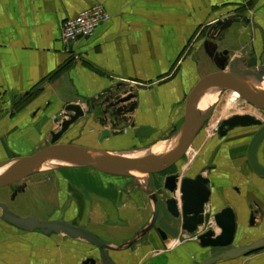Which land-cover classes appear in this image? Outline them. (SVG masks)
<instances>
[{
  "label": "crops",
  "instance_id": "obj_1",
  "mask_svg": "<svg viewBox=\"0 0 264 264\" xmlns=\"http://www.w3.org/2000/svg\"><path fill=\"white\" fill-rule=\"evenodd\" d=\"M96 3L108 18L90 37L65 47L63 22ZM223 51L239 68L264 65V0H0V165L42 148L70 104L85 112L71 133L88 125L86 136L109 151L164 140L183 129L194 85L224 69ZM105 130L111 134L101 139ZM191 148L183 170L209 179L206 210L229 206L244 225L228 248L264 238V118L222 137L204 126ZM76 176L79 183L58 174L44 194L55 199L59 220L104 240L102 252L114 264H196L228 249L201 248L167 212L164 197L152 228L154 200L142 186L127 189L124 178L109 174ZM153 180L147 186L157 189L163 179ZM23 183L19 187L35 184ZM87 258L103 264L100 250L84 238L23 231L0 218V264H81ZM214 264H264V247Z\"/></svg>",
  "mask_w": 264,
  "mask_h": 264
},
{
  "label": "water",
  "instance_id": "obj_2",
  "mask_svg": "<svg viewBox=\"0 0 264 264\" xmlns=\"http://www.w3.org/2000/svg\"><path fill=\"white\" fill-rule=\"evenodd\" d=\"M223 70L210 73L202 77L190 91L185 104V117L183 123V137L176 148L162 156H147L132 159L99 158L94 153H102L73 143H59V139L67 132L69 127L84 115L83 109L78 104H70L65 107V118L59 124V130L51 133L50 144L35 153L23 157L14 162L8 169L0 173V188L17 183L35 171L36 167L47 158H58L72 161L81 166H89L95 170L120 177L134 176L135 172H151L165 169L176 163L192 145L196 135L203 124L210 118L215 104H211L201 113L197 109V102L204 90L216 86H223L238 93L245 102L254 105L264 111V94L247 89L240 81L241 76L254 77L259 83L264 81V65L260 66L262 72H255L239 68V60L233 59L228 62L227 52H223ZM225 67L228 70H225ZM130 99H117L114 103L119 104ZM133 107L128 111H132ZM261 121L249 114H235L224 119L217 128L219 136H225L234 127H247L259 125ZM111 133L105 130L101 139ZM209 179L202 174L194 177L180 178L178 175H168L164 180V188L173 194L165 200L167 212L171 217L180 219L181 229L189 235H195L201 248H228L232 246L235 232V214L231 207L222 208L219 212L211 213L206 210L211 196ZM0 218L15 228L23 231L38 230L45 235L64 233L70 238H84L87 242L95 245L100 250V259L103 264H114L108 255L102 252L106 242L81 226H75L68 221L54 220L41 221L37 218L26 216L19 217L12 213L9 208L0 202ZM158 203L154 200V213L150 226L155 223ZM250 225L254 224V214L250 215ZM205 227L199 232L200 227ZM219 229L216 233L215 229ZM162 239L167 236L163 230L157 228ZM264 247V238L247 245L225 249L221 253L211 256L196 264H214L218 261H226L243 256L253 250ZM93 258L85 259L81 264H95Z\"/></svg>",
  "mask_w": 264,
  "mask_h": 264
},
{
  "label": "rangeland",
  "instance_id": "obj_3",
  "mask_svg": "<svg viewBox=\"0 0 264 264\" xmlns=\"http://www.w3.org/2000/svg\"><path fill=\"white\" fill-rule=\"evenodd\" d=\"M241 67H243L241 69L246 68L248 70H252L258 73L260 72V68L257 66L247 67L246 65L241 64ZM210 69H214L213 66H211ZM211 71H214V70H211ZM217 90L218 91L213 96H211L213 92L208 91L207 95L203 97L201 104H200V109H202L201 106H203L205 110L211 104H215V108L210 118L207 120L206 124L204 125L210 132L217 131L219 124L224 119L229 118L235 114H238V115L249 114L256 119H259L262 122V119L264 118L263 110L261 111L257 109L254 105H251L250 103L245 102L240 97L233 99L232 90L228 88L223 87L220 89L218 87ZM204 92L205 90L203 91V93ZM203 93L201 94V96L203 95ZM74 124L75 123H73L69 127L67 132H65L62 135V137L59 139L58 142L59 143H73L76 145H81L84 147H88L90 149L98 150L100 152L102 151V153L105 155L109 154V155L118 156L120 153L131 152V151L143 153L145 151H149L152 146L157 145V146L163 147L164 145L172 143L177 139L178 136H180L179 131H178V132H172L171 134H168V136L163 138L164 140L154 142V143H150L147 141L140 142V143L139 142L135 143V141L131 143L128 142L129 145H132L130 148L115 152V151L107 150V147H105L104 144L100 143V141H97L96 143H92L91 137L86 136V133L89 132L88 125L86 127H79L78 133L76 134L71 133L72 131L71 127ZM116 127H119V126H110V129L113 130V128H116ZM59 128L60 127H58L56 131H58ZM50 139H51V136L49 137L48 142L42 148H45L50 144ZM128 144H126L127 147L129 146ZM88 145H92V146H88ZM118 147L120 148L123 146L122 144H120L119 146H113V148H118ZM189 149L180 158V162L182 165L185 162L189 161V159L194 154L193 151L191 150L192 148L190 150ZM65 161L67 162L63 164H59L50 169L37 170L31 175H29L28 177H26L25 179L17 183H14V184H11L5 187H1L0 188V202L4 203L12 213H14L15 215L19 217L20 216L21 217L30 216V217L37 218L41 221L59 220L61 218V213L57 212L58 206L56 204L55 199L52 198L51 196H48V199H47L45 196L46 194H44L46 191H49L56 184V176L58 174L64 175L65 177L70 179V181L74 180L76 183L80 182V179L79 177L76 176V174L79 175L81 172H87V173L93 172V173L98 174L99 177L107 175V174L104 175L102 172H99L92 167L81 166V165H78L68 160H65ZM13 163H14L13 161L12 162L9 161L6 164L0 165V173L8 169V167H10ZM171 166H173V168H171ZM171 166L165 169H161V170H156V171H151V172H141L138 175L127 176V177H122V178H124L125 181L127 182V186H126L127 189L139 190V187L142 186L145 192H150V190H152L153 187L151 186V184L147 186L148 179H149L148 182L150 183H151V180H153L154 178H157L159 180L163 179L165 176H168L167 174L170 173L169 171H172L175 168V165H171ZM25 180L28 182H34L35 184L29 185V186L27 185L21 189H18L20 188L19 186H22L24 184L23 182H25ZM0 213H1V210H0ZM158 213L159 212L157 211V215L155 219V226L157 225V219H159ZM243 227H244L243 224L236 222L235 238H234L232 245H234L241 238L239 236V232H241ZM204 230H205V227H204Z\"/></svg>",
  "mask_w": 264,
  "mask_h": 264
},
{
  "label": "bare ground",
  "instance_id": "obj_4",
  "mask_svg": "<svg viewBox=\"0 0 264 264\" xmlns=\"http://www.w3.org/2000/svg\"><path fill=\"white\" fill-rule=\"evenodd\" d=\"M240 81L241 83L249 90L253 91V92H257V93H260V94H264V81L262 83H259L254 77H249V76H241L240 77ZM223 88V86H216V87H212V88H208L205 90V92L203 93V95L198 99V102H197V109L203 113L204 112V108L203 106H201L202 109H200V104H201V101L203 99V97L205 95H207V92L208 91H211L213 92V95L216 94V92L218 91L217 88ZM232 94H233V99H236L239 97L238 93L235 92V91H232ZM232 100V99H231ZM179 135L177 137V139L172 142V143H169L167 145H164L163 147L161 146H152L150 148L149 151H145V152H132L130 154H119L118 156L117 155H105L103 153H94L95 156L99 157V158H121V159H132V158H140V157H147V156H162V155H165V154H168L170 153L171 151H173L176 146L179 144V142L182 140V137H183V129H181L179 131ZM160 147V148H159ZM67 161L63 160V159H58V158H47L45 161H43L41 164H39L36 169L37 170H46V169H50V168H53L59 164H63V163H66ZM136 175L139 174V172H135Z\"/></svg>",
  "mask_w": 264,
  "mask_h": 264
},
{
  "label": "built area",
  "instance_id": "obj_5",
  "mask_svg": "<svg viewBox=\"0 0 264 264\" xmlns=\"http://www.w3.org/2000/svg\"><path fill=\"white\" fill-rule=\"evenodd\" d=\"M107 18L102 4L96 3L76 16L66 19L61 27L62 43L68 47L80 38L90 37Z\"/></svg>",
  "mask_w": 264,
  "mask_h": 264
},
{
  "label": "flooded vegetation",
  "instance_id": "obj_6",
  "mask_svg": "<svg viewBox=\"0 0 264 264\" xmlns=\"http://www.w3.org/2000/svg\"><path fill=\"white\" fill-rule=\"evenodd\" d=\"M227 67H225V69H226ZM260 72H262V70L260 69ZM262 111V110H261ZM207 122V121H206ZM206 122L203 124V126H202V128L204 127V125L206 124ZM220 125V124H219ZM202 128L199 130V131H201L202 130ZM235 128V127H234ZM233 129V128H232ZM231 130V129H230ZM229 130V131H230ZM228 131V132H229ZM227 132V133H228ZM193 144V143H192ZM191 147V146H190ZM173 165H175V168L172 170V171H169L170 173L169 174H167V175H172V174H174V175H178L180 178H184V177H194V176H192V175H189L188 173L190 172L189 170H187L188 172H184V170H183V165H181V162H180V160L179 161H177L176 163H174ZM171 168H173V166H171ZM170 168V169H171ZM197 174H202L201 172H199V173H197ZM196 174V175H197ZM165 178H166V176L163 178V180L160 182V185H159V187L157 188V189H155V188H152V190H150V192H149V196L151 197V199H153V200H156L157 201V203H158V209L160 208V205H161V198H165L164 199V201L166 200V199H168V198H170V197H172L173 196V194L172 193H170L168 190H166L165 188H164V180H165ZM154 186H155V184H154ZM19 189H21V187L19 188ZM158 211V210H157ZM180 220V219H179ZM179 224V223H178ZM180 224H181V221H180ZM173 226V227H172ZM171 226V228L173 229L174 228V224ZM153 227H155V223H154V225L152 226V228ZM166 234V233H165ZM166 236H167V234H166Z\"/></svg>",
  "mask_w": 264,
  "mask_h": 264
}]
</instances>
